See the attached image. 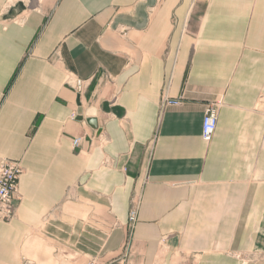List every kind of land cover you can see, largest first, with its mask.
Masks as SVG:
<instances>
[{"label": "crops", "instance_id": "0c3cea01", "mask_svg": "<svg viewBox=\"0 0 264 264\" xmlns=\"http://www.w3.org/2000/svg\"><path fill=\"white\" fill-rule=\"evenodd\" d=\"M262 107L264 0H0V158L23 170L0 264H264Z\"/></svg>", "mask_w": 264, "mask_h": 264}, {"label": "built area", "instance_id": "2783aa9c", "mask_svg": "<svg viewBox=\"0 0 264 264\" xmlns=\"http://www.w3.org/2000/svg\"><path fill=\"white\" fill-rule=\"evenodd\" d=\"M180 102L164 100L166 105H179ZM75 118V115L73 116ZM218 124L217 108H207L202 122V139L208 143L212 140ZM82 138L74 140V148L80 146ZM23 170L20 164L10 159L0 158V222L11 220L15 216L18 182Z\"/></svg>", "mask_w": 264, "mask_h": 264}, {"label": "rangeland", "instance_id": "374dc122", "mask_svg": "<svg viewBox=\"0 0 264 264\" xmlns=\"http://www.w3.org/2000/svg\"><path fill=\"white\" fill-rule=\"evenodd\" d=\"M39 1H41V3H44V5L49 7V9L54 5V2H56V0H39ZM17 193L18 194H17L16 205H15V216L11 220L3 222L7 225L12 223L16 218L17 205L21 199V196L19 195V182H18V192ZM136 208L137 207L133 205V207L131 208L129 212L128 226H127V231L129 232V234H131L134 231L135 225L138 220V211ZM87 228L89 229V235L91 234V232L95 234V232H99L101 231V229H104L102 225L96 224L94 220L87 221ZM78 238H79V235H78ZM53 246L55 247V250L53 252V254L55 255V264H64V263L65 264H127L128 263V260H127L128 254H129L128 245L123 249L122 254L115 256L114 258H112V260L107 261V262L102 261L99 256L94 255L92 253H85V252L82 253L81 246L78 244H73V245H70V244L63 245L62 244V245H53ZM53 246H49L50 248L52 247L51 248L52 251H53ZM233 257H235L237 260H240L241 264H251L252 262H255V260H252V259L251 260L244 259L246 257H244L241 254H234ZM175 263L176 264H192L191 262L188 263V262L181 260L180 257H177Z\"/></svg>", "mask_w": 264, "mask_h": 264}, {"label": "water", "instance_id": "95a60500", "mask_svg": "<svg viewBox=\"0 0 264 264\" xmlns=\"http://www.w3.org/2000/svg\"><path fill=\"white\" fill-rule=\"evenodd\" d=\"M262 111H264V107H262ZM79 115L81 116V111L79 110Z\"/></svg>", "mask_w": 264, "mask_h": 264}]
</instances>
